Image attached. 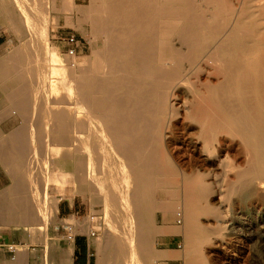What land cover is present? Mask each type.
Returning <instances> with one entry per match:
<instances>
[{
	"label": "bare ground",
	"instance_id": "6f19581e",
	"mask_svg": "<svg viewBox=\"0 0 264 264\" xmlns=\"http://www.w3.org/2000/svg\"><path fill=\"white\" fill-rule=\"evenodd\" d=\"M52 1L57 12L72 9L70 0L61 10ZM7 2L0 25L19 44L0 62V88L11 89L23 114L39 101L38 117L50 119L27 120L4 142L13 182L0 192L9 198L0 226L19 224L28 242H45L36 230L45 236L59 209L51 184L61 196L90 198L103 214L99 264H264V0H94L79 21L91 22L89 41L102 45L54 70L48 33L58 17L34 0ZM49 76L65 92L50 85L39 93ZM69 102L74 110L55 107ZM32 132L55 136V167H17L37 164L38 142L18 137ZM64 221L88 230L91 217ZM167 235H180L183 248H160ZM14 246L13 260L0 264L43 256ZM72 254L54 259L71 264Z\"/></svg>",
	"mask_w": 264,
	"mask_h": 264
},
{
	"label": "rangeland",
	"instance_id": "374dc122",
	"mask_svg": "<svg viewBox=\"0 0 264 264\" xmlns=\"http://www.w3.org/2000/svg\"><path fill=\"white\" fill-rule=\"evenodd\" d=\"M1 2L4 0H0ZM7 2V0H5ZM72 3L71 10H61L62 0H57L56 9L61 11L57 12L54 8L52 0H34V3H30L33 7H48L51 11V17H58V24L55 28H50L48 33V39L50 44V49L56 54V60L53 62L49 68L52 70L61 67V61L67 63H74V61H80L81 59L88 57L93 47H98L102 45L100 39L96 40L94 44L89 41V37L92 34V25L86 19L79 21L80 17L84 15L94 0H70ZM8 3V2H7ZM15 8V7H14ZM17 9V6H16ZM21 17V16H20ZM19 29L23 31V35H27L28 29L25 28L23 21L17 20ZM19 44V37L17 33L10 29L7 25H0V62L1 60L12 51V49ZM36 50L38 44L35 45ZM36 52V51H35ZM74 57V58H73ZM48 68V69H49ZM50 70V71H51ZM47 83L49 87L40 88L39 93L44 94L46 91L48 94L50 90V85H56L60 92H65V84L61 83L57 76L47 77ZM20 90V89H16ZM11 91L8 87L0 88V132L15 133L18 131L27 120L37 121V120H47L50 119V115L43 117H38L36 109L41 108L39 101L33 103V108L35 111L32 115H25L21 112V107L14 105L11 100L7 97V94ZM45 95V94H44ZM73 103L60 104L57 107L58 110H65V107H71L74 110ZM19 108L18 111L11 110ZM47 108H51V104H47ZM20 111V112H19ZM30 116V117H29ZM34 134H51L42 132H32ZM31 133V134H32ZM52 135V134H51ZM35 152L37 156L33 159L43 162L45 164H33L29 166L18 165V168H31L33 170H46L47 168H52L51 155L48 156L46 146L49 144L52 146L56 141H43L38 140ZM43 143L45 146H43ZM59 143V142H58ZM64 145L62 147H68V141L64 140ZM55 145V144H54ZM65 153L62 152L60 157H64ZM11 158V157H10ZM11 167H6L7 176L5 179L6 184L11 185L13 180L10 172ZM41 175V174H40ZM43 175V174H42ZM47 191L49 196H55L58 199V212L55 221H50L47 223L45 228V236L41 228L37 229L38 237L45 238V242L39 243L37 241L28 242L23 234H27L28 230L19 225L13 224L11 226H0V263L10 262L15 257V247L14 245L22 246L27 245L30 251H42V257L35 256L30 258V262L33 264H58L60 263L57 259H54V255L62 254L66 250H72V262L71 264H99V253L98 244L99 238L104 234V227L99 222V219L103 218L101 212L94 211V205L90 198L83 197L80 193H73L68 196H61L54 188L53 185H47ZM69 187V186H68ZM70 188V187H69ZM9 198L4 196L0 197V202L4 204ZM70 215H75L76 218L83 220L85 217L90 216L91 222L89 224L88 230H83L81 228L75 231L73 225L69 221H64ZM157 222L160 224L162 222V215L157 212ZM72 226V232H68L67 227ZM14 228L16 242L8 240L6 232L10 228ZM29 236V233L27 234ZM21 240V241H20ZM158 246L160 248H183V239L180 235H167L166 241H159ZM226 253L231 256H236L237 252L234 250H226ZM166 264H184L183 258L180 257H170L163 260ZM226 264H242L237 261H232ZM246 264H252L251 261H247ZM255 264V263H253Z\"/></svg>",
	"mask_w": 264,
	"mask_h": 264
},
{
	"label": "crops",
	"instance_id": "0c3cea01",
	"mask_svg": "<svg viewBox=\"0 0 264 264\" xmlns=\"http://www.w3.org/2000/svg\"><path fill=\"white\" fill-rule=\"evenodd\" d=\"M15 137V135H12V133H6V132H0V192L2 190H4L5 188L9 187V184L4 183L5 179H6V175L5 173L7 172L6 167L11 165V158L8 154H10V147L6 146V144H4L5 141H11L13 140ZM17 137V136H16ZM18 137L21 138V140H33V141H38V140H43V141H54L55 140V136L52 134H34V133H30V134H25V135H19ZM53 146V145H52ZM49 144L47 145L46 148L47 149V154L48 156H50L49 154V150L52 147ZM34 151H36V149H32ZM37 164H41L40 161L36 160ZM7 238L8 240L12 241V242H16L15 239V232H14V228H10L8 232H6ZM22 236L26 237V234H23ZM21 241V240H20Z\"/></svg>",
	"mask_w": 264,
	"mask_h": 264
},
{
	"label": "built area",
	"instance_id": "2783aa9c",
	"mask_svg": "<svg viewBox=\"0 0 264 264\" xmlns=\"http://www.w3.org/2000/svg\"><path fill=\"white\" fill-rule=\"evenodd\" d=\"M67 229H68V232H72V226L71 227L68 226Z\"/></svg>",
	"mask_w": 264,
	"mask_h": 264
}]
</instances>
